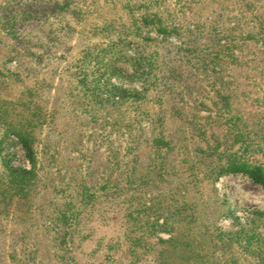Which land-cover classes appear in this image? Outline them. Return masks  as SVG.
Listing matches in <instances>:
<instances>
[{
  "label": "rangeland",
  "instance_id": "obj_1",
  "mask_svg": "<svg viewBox=\"0 0 264 264\" xmlns=\"http://www.w3.org/2000/svg\"><path fill=\"white\" fill-rule=\"evenodd\" d=\"M264 0H0V264H264Z\"/></svg>",
  "mask_w": 264,
  "mask_h": 264
},
{
  "label": "trees",
  "instance_id": "obj_2",
  "mask_svg": "<svg viewBox=\"0 0 264 264\" xmlns=\"http://www.w3.org/2000/svg\"><path fill=\"white\" fill-rule=\"evenodd\" d=\"M249 175L253 179V181L259 184L264 190V176L261 170L258 167L252 168L249 171Z\"/></svg>",
  "mask_w": 264,
  "mask_h": 264
}]
</instances>
